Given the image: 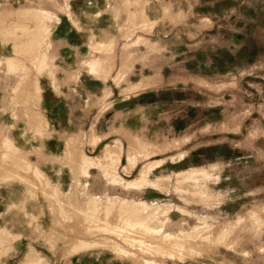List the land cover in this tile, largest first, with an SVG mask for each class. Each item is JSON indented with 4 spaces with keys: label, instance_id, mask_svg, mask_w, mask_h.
I'll return each mask as SVG.
<instances>
[{
    "label": "rangeland",
    "instance_id": "obj_1",
    "mask_svg": "<svg viewBox=\"0 0 264 264\" xmlns=\"http://www.w3.org/2000/svg\"><path fill=\"white\" fill-rule=\"evenodd\" d=\"M0 264H264V0H0Z\"/></svg>",
    "mask_w": 264,
    "mask_h": 264
}]
</instances>
